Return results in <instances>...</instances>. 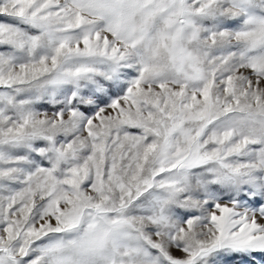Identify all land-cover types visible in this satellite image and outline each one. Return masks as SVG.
<instances>
[{"label": "snow or ice", "instance_id": "6c2138e0", "mask_svg": "<svg viewBox=\"0 0 264 264\" xmlns=\"http://www.w3.org/2000/svg\"><path fill=\"white\" fill-rule=\"evenodd\" d=\"M0 264H264V0H0Z\"/></svg>", "mask_w": 264, "mask_h": 264}]
</instances>
